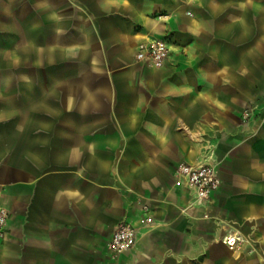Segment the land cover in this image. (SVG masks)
<instances>
[{"label": "crops", "instance_id": "crops-1", "mask_svg": "<svg viewBox=\"0 0 264 264\" xmlns=\"http://www.w3.org/2000/svg\"><path fill=\"white\" fill-rule=\"evenodd\" d=\"M0 213V264H264V0H0Z\"/></svg>", "mask_w": 264, "mask_h": 264}, {"label": "built area", "instance_id": "built-area-1", "mask_svg": "<svg viewBox=\"0 0 264 264\" xmlns=\"http://www.w3.org/2000/svg\"><path fill=\"white\" fill-rule=\"evenodd\" d=\"M170 44L166 39H154L139 46L136 61L151 68L161 69L170 57ZM248 118V115L245 116ZM179 179L192 192V206L197 208L207 207L213 195L220 187V179L215 167L204 165L197 168L181 166L178 170ZM209 215H205L208 217ZM4 217L0 213V228L4 224ZM138 238L137 230L128 223L120 224L115 230L109 250L114 257H120L133 250ZM244 237L239 231L229 232L222 242L232 251H237Z\"/></svg>", "mask_w": 264, "mask_h": 264}]
</instances>
